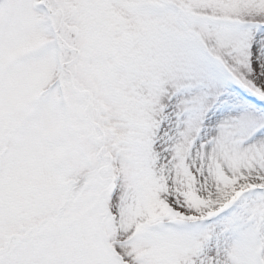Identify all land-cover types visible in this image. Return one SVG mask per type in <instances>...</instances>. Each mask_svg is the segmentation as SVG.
<instances>
[{
    "label": "snow or ice",
    "instance_id": "6c2138e0",
    "mask_svg": "<svg viewBox=\"0 0 264 264\" xmlns=\"http://www.w3.org/2000/svg\"><path fill=\"white\" fill-rule=\"evenodd\" d=\"M0 264H264V0H0Z\"/></svg>",
    "mask_w": 264,
    "mask_h": 264
}]
</instances>
